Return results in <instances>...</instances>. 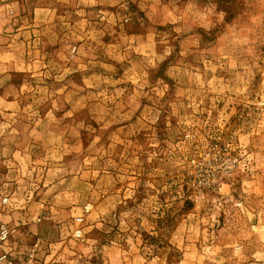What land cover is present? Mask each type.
Segmentation results:
<instances>
[{
	"label": "rangeland",
	"instance_id": "obj_1",
	"mask_svg": "<svg viewBox=\"0 0 264 264\" xmlns=\"http://www.w3.org/2000/svg\"><path fill=\"white\" fill-rule=\"evenodd\" d=\"M100 1L0 0V91L22 98L0 97V173L44 216L39 258L264 264V0ZM79 89L80 128L59 115ZM207 154L235 175L196 204L181 183Z\"/></svg>",
	"mask_w": 264,
	"mask_h": 264
},
{
	"label": "built area",
	"instance_id": "obj_2",
	"mask_svg": "<svg viewBox=\"0 0 264 264\" xmlns=\"http://www.w3.org/2000/svg\"><path fill=\"white\" fill-rule=\"evenodd\" d=\"M73 46V43L70 42ZM76 46H74V50ZM186 138H192L193 133H186ZM3 156L0 152V165L3 164ZM188 169L181 183L182 195L187 200L196 204L205 202L208 195L220 196L224 193L223 184L225 180L235 175L237 159L228 157H215L207 154L206 156L192 157L187 162ZM129 172L128 168L124 169L123 176ZM5 176L0 173V264H62L55 261L50 254L45 257L39 255L40 239H38L36 230L44 216L40 214H26V207H22L20 199L15 192H7L5 189ZM185 186L189 188L185 190ZM103 192V188H98ZM94 205L87 202L84 206V213L91 212ZM22 211H24L22 213ZM155 212L161 211V208H155ZM85 220V215L78 218V226L75 230V237L85 240L86 233L81 227ZM146 246L154 247L153 243L144 240ZM20 248H26L24 252L16 253ZM145 248V247H144ZM145 251L144 255L149 256ZM105 260V257H101ZM95 259H86L83 264H106L95 261ZM215 262V258L210 259ZM106 262V261H105ZM190 264H196L194 258L190 259Z\"/></svg>",
	"mask_w": 264,
	"mask_h": 264
},
{
	"label": "crops",
	"instance_id": "obj_3",
	"mask_svg": "<svg viewBox=\"0 0 264 264\" xmlns=\"http://www.w3.org/2000/svg\"><path fill=\"white\" fill-rule=\"evenodd\" d=\"M100 1V0H99ZM102 1H104V0H101L100 2H102ZM116 1H118V0H111V3H115ZM62 5H64V6H66V7H68V9L70 10V8H74V9H72V11H74V12H76V13H79L80 11H78V9H76L75 7H77L78 6V2L77 1H75V2H68V3H63V2H60ZM60 3H58V5H56V6H53V7H50V8H47L48 10H50L49 12H48V14H47V16L49 17L48 18V21H50V24H49V26H48V28H50L49 30H56L57 28H58V23H57V21H56V19H57V7L60 5ZM47 9H45V8H39V7H37V9H36V13H37V16H36V18H35V20L36 21H38V14L39 13H41V12H45V10H47ZM71 11V10H70ZM56 17V18H55ZM70 19H72L71 17H70ZM73 19H76V18H73ZM76 21V20H75ZM73 24H74V22L73 21H71ZM32 30H35V29H32ZM56 63H58V62H56ZM66 65H68L69 67H72V66H74V65H80V67L83 65V64H81V63H78V62H68V63H65ZM20 65V64H19ZM3 66L4 67H6L7 66V64H6V62H4V64H3ZM86 66V65H85ZM82 67H84V65L82 66ZM136 75H132V76H127V79L128 80H130V79H134V78H136L135 77ZM77 93H78V95H77ZM80 94V89L78 90V91H76V90H74L73 92H72V94L70 95V97L69 98H67V102L68 103H71V105H68L67 106V109H66V111H65V113H61V112H59V115H60V118H64V116H74V117H78V119H79V121H78V127L80 128V115H81V110H83V108H84V106H85V104L84 103H82V107H81V96L79 95ZM4 97L5 99V101L6 102H8V104H10V105H15V104H17V103H19V102H21L22 101V98H18V97H12V98H6V94L3 92V91H0V97ZM20 106V105H19ZM21 107V106H20ZM20 107H18V109L17 108H15L17 111H21V109H20ZM9 108H10V106H9ZM5 109H7L6 107H5ZM11 109V108H10ZM76 112H78V116L76 115ZM76 123H77V120H76ZM76 123L74 124V128H75V125H76ZM5 161V160H4ZM6 162V161H5ZM2 168V167H1ZM1 168H0V170H1ZM7 177H6V181H5V189H6V191L7 192H12L13 190H15L14 188V186H13V181L14 180H12V178H11V176H9V175H6ZM9 179H10V181H9ZM40 210H41V208H39ZM43 214V213H42ZM50 217L48 216V218L47 219H49ZM45 219H46V216H45ZM100 224H101V226H104V224H103V222H100ZM126 234H128V232H126ZM37 236H39L38 235V233H37ZM40 237H38V239H39ZM41 239V238H40ZM42 240V239H41ZM128 241L129 240H127L126 239V241L124 242V246H128ZM110 242L112 243V244H114V246L112 247V249H114V247L116 246V245H119V244H121V242L120 241H118V240H116L115 242L113 241V240H110ZM52 246H54L53 244H52ZM52 258L54 259L55 257H56V255H57V252L56 253H54L53 251H52ZM112 253L110 254V257L112 258ZM104 257V256H103ZM106 258V257H105ZM55 260V259H54ZM107 260H109V257L107 258ZM108 262V261H107ZM63 264V263H62ZM65 264V263H64Z\"/></svg>",
	"mask_w": 264,
	"mask_h": 264
}]
</instances>
